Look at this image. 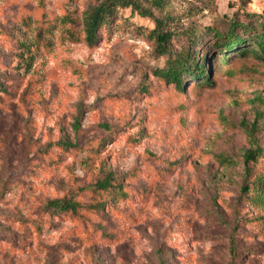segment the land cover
<instances>
[{
    "label": "rangeland",
    "instance_id": "rangeland-1",
    "mask_svg": "<svg viewBox=\"0 0 264 264\" xmlns=\"http://www.w3.org/2000/svg\"><path fill=\"white\" fill-rule=\"evenodd\" d=\"M101 1L0 0V264H264V201L248 199L264 176V61L221 63L212 39L264 0H140L175 55L206 59L214 85L183 90L160 74L153 18L120 8L85 40ZM109 173L124 194L104 210L46 208L96 203Z\"/></svg>",
    "mask_w": 264,
    "mask_h": 264
},
{
    "label": "trees",
    "instance_id": "trees-1",
    "mask_svg": "<svg viewBox=\"0 0 264 264\" xmlns=\"http://www.w3.org/2000/svg\"><path fill=\"white\" fill-rule=\"evenodd\" d=\"M153 6L161 8L164 0H150ZM120 8H131L133 12H137L143 17L153 18L156 26L151 31L150 37L155 40L156 50L161 56H167L166 67L161 70L160 74L166 81L175 84L179 90L184 89V81L186 77L195 80L200 85H214L211 80V75L206 63V59L202 60L200 54L178 53L174 54L170 43L172 40L171 32H166L165 22L159 18H154L152 11L144 7L140 0H102L97 6L92 8L84 20L85 40L93 45L98 38V33L111 25L112 19L118 13ZM214 40V49H219L221 63H228L229 58L235 56L252 55L264 61V14L255 16V19L249 21H241L240 19L233 20L226 32H220L212 29ZM74 33V32H73ZM75 35V34H74ZM193 45L199 44V41L192 35L190 38ZM4 89L3 86H0ZM80 120L75 124L76 131H79ZM65 147H74L69 141H64ZM263 150L258 147L256 150L248 152L245 156L247 162H256L259 157H262ZM116 179L112 173L105 175L98 180L92 189L95 192L98 200L96 203L85 206L77 201L74 197H65L60 199L50 200L46 208L51 212L60 214H79L86 208L91 212L104 210L111 196L123 195V189L120 184L115 183ZM253 196L248 199L253 201H264V176L257 178L252 182ZM232 251L236 254L237 247L235 243L232 245ZM160 264H167L165 259L161 260Z\"/></svg>",
    "mask_w": 264,
    "mask_h": 264
}]
</instances>
